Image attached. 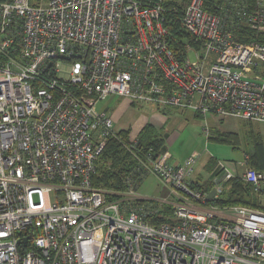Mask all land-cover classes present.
Wrapping results in <instances>:
<instances>
[{
  "label": "built area",
  "instance_id": "built-area-1",
  "mask_svg": "<svg viewBox=\"0 0 264 264\" xmlns=\"http://www.w3.org/2000/svg\"><path fill=\"white\" fill-rule=\"evenodd\" d=\"M181 3L189 42L174 51L166 23ZM212 9L203 0H0V264H264V210L214 205L232 180L264 195V169L247 158L242 173L216 161L210 198L191 180L201 155L174 162L130 130L126 192L92 185L106 143L122 141L114 118L123 107L264 123V0ZM112 95L122 97L117 108L97 111ZM151 174L166 198L138 194ZM165 207L170 220L150 224Z\"/></svg>",
  "mask_w": 264,
  "mask_h": 264
},
{
  "label": "rangeland",
  "instance_id": "rangeland-1",
  "mask_svg": "<svg viewBox=\"0 0 264 264\" xmlns=\"http://www.w3.org/2000/svg\"><path fill=\"white\" fill-rule=\"evenodd\" d=\"M34 2H44L46 0H33ZM32 4V3H31ZM183 7V3L178 4ZM189 42V39H185V42ZM184 42V41H183ZM190 59L193 61L195 60L194 55H189ZM122 101V97H119L117 95H112L108 97V99L104 101H100L96 105L97 111H104L106 109L107 114L114 111L119 103ZM146 108V109H145ZM155 111L153 112L151 110L150 106H142L139 107L138 105H135L130 108V110L126 113H121L120 120L117 121L118 118L115 119L114 128L115 130H126L130 129L131 132L134 124L136 123L137 119L144 116L145 118L150 119L152 115H154V118H158L159 121H161L162 124H164V129L159 135L163 136L164 140V133L171 136L173 133L177 132V135L174 138L169 139L168 141H165V147L168 148L169 153L173 156L172 160L174 162L182 163L183 160H186L190 155L193 153H204L203 158L200 159L199 165L196 168V171L192 177V181L194 186H197L201 189L203 187V182L208 177V172L210 171V165L213 159H209L211 154L213 158L217 160H222L220 157V154L225 153L226 151L231 150L226 144L222 142H218L216 140L210 139L206 140L203 134V129L207 127L209 131H211V135L216 136L218 132L222 131L225 127H231V124H226V122H222L219 120V118L214 119L213 116L215 115H207V121L203 119L202 115L196 114V112H193L191 110H179L175 107H162V108H156L153 107ZM145 109V110H144ZM117 112L119 110H116ZM239 124L241 122L238 121ZM130 138V134L128 136V139ZM124 150L125 153H127L129 150L126 149L127 143H124ZM222 144V145H221ZM218 149L222 150L219 151ZM221 152V153H220ZM129 153V152H128ZM231 152H227L229 154ZM234 159V161H242L241 154L239 155L236 153V151L233 152L231 155ZM232 157H229L228 159L231 160ZM214 159V160H215ZM101 164V162H100ZM99 164V165H100ZM106 165V169H109L110 173H115L118 171V166L115 165ZM98 165V167H99ZM205 167V168H204ZM235 167V166H234ZM118 181L120 184H123L121 175L118 174ZM121 180V181H120ZM197 182V183H196ZM124 188V184L122 185ZM102 190V188H101ZM119 191V190H118ZM123 192H126V189L120 190ZM138 194L147 199H161L162 196L166 195L165 189L163 184L160 182V180L155 175H148L141 181V185L138 188ZM167 196V195H166ZM165 196V197H166ZM264 204V203H263Z\"/></svg>",
  "mask_w": 264,
  "mask_h": 264
},
{
  "label": "trees",
  "instance_id": "trees-1",
  "mask_svg": "<svg viewBox=\"0 0 264 264\" xmlns=\"http://www.w3.org/2000/svg\"><path fill=\"white\" fill-rule=\"evenodd\" d=\"M33 1V0H30ZM205 8L213 12L212 5L218 0H203ZM176 6V5H175ZM183 7L181 5L177 6V12L175 15H170L167 20L166 26L172 34V40L170 46L174 51L182 50L184 40L187 35L181 28L179 17L182 15ZM245 42V39H241ZM122 141H117L115 139H110L102 152L99 163L97 164L96 173L92 178V185L96 188H102L104 190L118 192V190H123V184L118 181L117 175L120 174L121 178L125 177L128 172L133 168L134 161L130 153H125L124 143H128V136L130 129L118 130ZM139 142L144 146H152L155 152H159L164 147V139L157 134L156 129L151 125L147 124L138 134ZM219 142H230L231 140H237L238 137L235 134L219 135L216 138ZM123 146V147H122ZM253 153L251 157L248 158V166L256 169H264V149L263 145L259 140L253 142ZM101 162V164H100ZM118 166V171L115 173H110L109 169H106V165ZM100 164V165H99ZM99 165V167H98ZM216 166V161H212L210 165V171H213ZM121 181V180H120ZM227 190H223L220 197L214 202V205L219 209L231 206H247L255 209L259 208L257 203H255L252 195V188L240 180H232L227 183ZM108 194V199L115 198L114 195ZM170 213V207H165L163 211H160L157 216L148 219L150 224L156 225L162 222H168V214Z\"/></svg>",
  "mask_w": 264,
  "mask_h": 264
},
{
  "label": "crops",
  "instance_id": "crops-1",
  "mask_svg": "<svg viewBox=\"0 0 264 264\" xmlns=\"http://www.w3.org/2000/svg\"><path fill=\"white\" fill-rule=\"evenodd\" d=\"M130 108L123 107L121 110H119L115 116L116 118H118L117 121L120 120L121 113H123V114L125 112L127 113L130 110ZM106 110H109V109H106ZM151 110L155 113L158 112V111H155L153 107H151ZM186 110H190V109H186ZM191 111H193V110H191ZM193 112H195V111H193ZM209 114L215 115V116H213L214 119L219 118V120H221V123L225 121L226 124H229V125L231 124V127H226V128L224 127L223 128V126H222L223 132H218L216 134V136L211 135L209 137V139H206V140L213 139V140L218 141L216 138L219 135H226V134H235L238 137L237 140H231L230 142H222V143L226 144V146L231 148V150L228 149V151H226L223 154L220 152L221 153L220 157L222 158V160H217V159L213 158V156L211 154H209L210 155L209 159L210 160L213 159V161H214V159H215V161H221V162L225 163L227 166H230L231 169H233V170L236 169L238 172L242 173L244 168L240 167L238 164L241 163L244 158L248 159L249 157H251V154L253 153V147H252L253 142L256 140H259L262 143L263 149H264V123L249 122V121L237 119V118H234V117L228 116V115L221 116V115H218L215 113H209ZM153 116L154 115H152L150 119L145 118L144 116L137 119L136 123L134 124V126L132 128V131L134 130L137 134H139V132L143 129L144 126H146L147 124H151L156 129L157 134L160 133L162 131V129H164L165 126H164V124L161 123V121L158 120V118H154ZM206 121H207V116H206ZM238 121L241 122V124H239ZM130 129H131V127H130ZM210 133H211V131H210ZM164 134H165L164 135V137H165L164 147L159 151V153L161 156L163 155L166 158H170V160H172L173 156L169 153L168 148L165 147V141L166 140L168 141L169 139L174 138L177 135V132L173 133L171 136L167 135L166 133H164ZM211 134H213V133H211ZM161 137L163 138V136H161ZM218 150L222 151L220 149H218ZM234 151H236V153H238L239 155L241 154V158H239V159H242V161H239V162L234 161L233 157L231 156ZM227 152H231V153L227 154ZM200 155H201L200 159H202L204 153H200V154L199 153H193L190 156H200ZM229 157H232L231 160L228 159ZM183 161H185V160H183ZM234 166H236V167H234ZM220 179H221V176H220V174L215 173V169L211 172H208V177L206 178V180H204L203 187H201V190H205V191L210 192L213 188H215L216 183L219 182ZM227 187H228L227 184H225L223 187L224 190H227ZM164 194H166V190H165ZM252 195H253V199H254L255 203H257L259 208H264V204H263L264 203V195L263 194L256 195L253 193V191H252ZM165 196L166 195L162 196L161 199H163Z\"/></svg>",
  "mask_w": 264,
  "mask_h": 264
},
{
  "label": "water",
  "instance_id": "water-1",
  "mask_svg": "<svg viewBox=\"0 0 264 264\" xmlns=\"http://www.w3.org/2000/svg\"><path fill=\"white\" fill-rule=\"evenodd\" d=\"M214 193H215V191L214 190H211L210 193H209V197L210 198L213 197Z\"/></svg>",
  "mask_w": 264,
  "mask_h": 264
}]
</instances>
